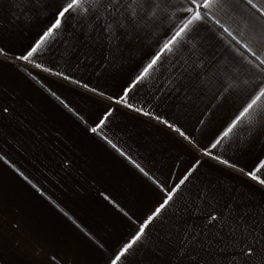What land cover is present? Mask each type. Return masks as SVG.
Segmentation results:
<instances>
[{"label": "crops", "instance_id": "obj_1", "mask_svg": "<svg viewBox=\"0 0 264 264\" xmlns=\"http://www.w3.org/2000/svg\"><path fill=\"white\" fill-rule=\"evenodd\" d=\"M62 2L0 0V264H109L169 194L127 264H227L232 210L264 223V0H88L18 59Z\"/></svg>", "mask_w": 264, "mask_h": 264}, {"label": "snow or ice", "instance_id": "obj_2", "mask_svg": "<svg viewBox=\"0 0 264 264\" xmlns=\"http://www.w3.org/2000/svg\"><path fill=\"white\" fill-rule=\"evenodd\" d=\"M88 0H63L60 7L57 8L55 23L51 24L50 27L47 28L46 31L35 41L32 45H29L27 49H25V54L18 57L23 61H29L30 58L36 59L38 57V50L41 48V44L45 42L49 37H51L55 31H58L62 26V18L66 16L74 15L77 10L80 9L82 3H86ZM36 4V0H27V6H32ZM102 7L107 11L109 7L116 9L115 13L109 12V16L111 17V21L114 22L118 29L123 30L124 24L123 20H128L129 23L132 22L131 15H134L135 12L131 15L122 14L119 10V6L113 4V0H104V4ZM127 7V5H125ZM87 11V9H84ZM98 15V14H97ZM112 24L109 23L107 28L101 25L103 31L107 32L111 29ZM179 43V41H177ZM164 47L167 49L169 45L165 44ZM0 55H7L6 50L3 47H0ZM157 61L155 59L148 65V68H152ZM40 67L39 64L36 65ZM147 71V69H145ZM58 75H62L57 73ZM67 78V77H65ZM137 80L140 77L136 78ZM124 95H128V89H124ZM129 108L132 107L131 104L128 105ZM140 111L139 109H136ZM3 111L6 113L8 111L7 108H4ZM144 115H148L147 112L143 113ZM165 123H167L165 121ZM249 123L253 126L258 127L260 130H264V109H260L257 112L252 114V117L249 120ZM105 124V120H100L99 124L96 127L91 128L92 133H96L98 128L101 125ZM106 143L111 145L114 149L117 147L116 144L113 143L111 139L105 137ZM217 145H213L216 147ZM121 155H124L121 152ZM219 163L224 164L228 167H235L229 163L228 160H221L218 156L215 157ZM133 163H135L133 161ZM136 167L143 173L144 169L140 167L139 164H136ZM23 175L22 173H20ZM247 175L253 179H258L254 172H248ZM27 180V177H24ZM181 184L184 183V180L180 181ZM259 183L264 185V180H260ZM172 199L171 194H169L168 199L164 200L159 207L156 208L155 213L150 215L144 224L140 225L138 231L135 232L134 237L131 242L125 243L119 253H113L112 259H110L109 264H120L121 261L124 264H127L130 255L132 254V250L134 249V245L137 244L138 241L141 240L142 235L145 234V229L149 221H152L154 216L159 214L161 210L169 204V201ZM236 213L237 218L234 220L235 227L229 225L231 229L230 235L235 242L232 245V251L228 254L227 264H264V223L260 220H257L254 216L252 220L249 221L247 218L252 216V213L249 212L246 208L241 209L239 212H236L235 209L232 210ZM260 215H264L261 213ZM216 217L212 216V220H215ZM191 247V243L187 240H183L178 248L174 250L172 253V259L170 260V264H200V258L196 257L193 253L188 252V248ZM205 264L207 262L205 261Z\"/></svg>", "mask_w": 264, "mask_h": 264}]
</instances>
